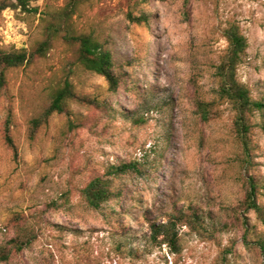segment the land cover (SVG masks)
I'll return each instance as SVG.
<instances>
[{
  "label": "rangeland",
  "instance_id": "374dc122",
  "mask_svg": "<svg viewBox=\"0 0 264 264\" xmlns=\"http://www.w3.org/2000/svg\"><path fill=\"white\" fill-rule=\"evenodd\" d=\"M73 3L70 25L111 50L119 86L78 63L77 46L62 38L46 56L8 69L0 245L20 232L33 240L0 264H264V214L245 202L253 177L264 211V107L251 117L248 155L217 73L224 31L238 24L249 42L238 78L264 103V0H30L37 13L0 10V51H31ZM66 77L83 98L31 135V120ZM198 101L214 103L210 120ZM96 177L123 201L90 206L83 191ZM192 209L201 221L178 223L177 250L153 238V224Z\"/></svg>",
  "mask_w": 264,
  "mask_h": 264
},
{
  "label": "trees",
  "instance_id": "16d2710c",
  "mask_svg": "<svg viewBox=\"0 0 264 264\" xmlns=\"http://www.w3.org/2000/svg\"><path fill=\"white\" fill-rule=\"evenodd\" d=\"M7 7L20 8L23 12L37 13L38 9L30 5V0H0V10ZM75 3L66 6L60 10L53 22H51L45 31L44 38L37 42L31 49L0 51V96L3 94L7 84V71L12 67H18L24 63H32L40 57H44L53 47L58 38L64 39L67 43L77 46V61L86 69L104 76L110 83L113 90L119 86L120 76L115 68V61L110 49L106 48L91 33H76L70 25V19L75 12ZM132 20L141 21L142 17H133ZM228 40L227 51L218 65L219 89L218 94L221 100L228 102L235 110V129L245 153L250 155L253 149L252 134L253 123L252 116L257 109H262L264 103L253 99L250 89L238 78V68L246 55L249 42L245 34L241 31L238 24H230L224 31ZM82 99L83 97L76 92L74 84L69 77L59 84L51 93L50 100L44 112L37 118L31 120V135H34L38 129L46 124L54 113L70 114L68 102L70 99ZM85 98V97H84ZM211 101H198L197 108L203 120H210L212 117ZM10 120L5 126L6 139L10 146L16 150L10 134ZM129 164H123L112 174L124 172ZM251 189L246 195L245 202L251 208L256 209L261 215L264 211L257 201L258 186L251 177ZM84 194L90 206L99 208L102 203L109 200L123 201L122 193L112 190L111 181L102 177L94 178L84 189ZM201 221L199 213L196 210L184 211L171 217L165 223L152 225L153 238L158 239L162 236L161 242L168 243L170 247L178 249L179 232L178 223L183 225L197 226ZM30 233L21 232L9 240L8 244L0 245V261H8L13 252H20L32 243ZM264 251V239L260 241Z\"/></svg>",
  "mask_w": 264,
  "mask_h": 264
}]
</instances>
